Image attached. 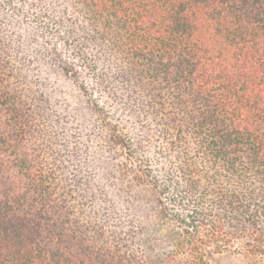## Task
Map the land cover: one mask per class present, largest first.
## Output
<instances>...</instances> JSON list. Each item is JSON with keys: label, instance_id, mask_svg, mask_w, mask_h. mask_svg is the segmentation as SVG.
<instances>
[{"label": "trees", "instance_id": "obj_1", "mask_svg": "<svg viewBox=\"0 0 264 264\" xmlns=\"http://www.w3.org/2000/svg\"><path fill=\"white\" fill-rule=\"evenodd\" d=\"M264 260V0H0V264Z\"/></svg>", "mask_w": 264, "mask_h": 264}, {"label": "rangeland", "instance_id": "obj_2", "mask_svg": "<svg viewBox=\"0 0 264 264\" xmlns=\"http://www.w3.org/2000/svg\"><path fill=\"white\" fill-rule=\"evenodd\" d=\"M213 264H264V260L247 255H224L216 257Z\"/></svg>", "mask_w": 264, "mask_h": 264}]
</instances>
